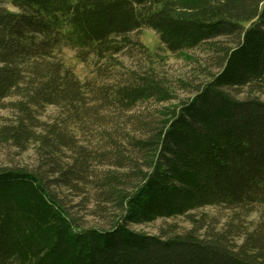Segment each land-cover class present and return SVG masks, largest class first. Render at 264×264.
<instances>
[{
    "label": "trees",
    "instance_id": "obj_1",
    "mask_svg": "<svg viewBox=\"0 0 264 264\" xmlns=\"http://www.w3.org/2000/svg\"><path fill=\"white\" fill-rule=\"evenodd\" d=\"M145 28L170 52L235 41L217 73L145 138L129 141L144 167L125 177L105 173L101 186L117 210L108 225L76 221L51 189L56 179L0 166V264H264V99L255 95L264 89V0H0V108L13 114L0 122V141L23 150L40 142L56 163L61 146L77 147L69 120L105 105L170 99L150 65L120 84L108 81L122 53L151 59L140 37ZM65 47L95 78L82 80L65 65ZM244 87L251 92L240 97ZM48 105L66 107L65 121L46 126L38 114ZM81 150L67 167L56 165L57 180L88 168ZM221 205L247 213L258 207L259 216L199 233L193 212ZM177 216L193 227L160 234L131 227Z\"/></svg>",
    "mask_w": 264,
    "mask_h": 264
},
{
    "label": "rangeland",
    "instance_id": "obj_2",
    "mask_svg": "<svg viewBox=\"0 0 264 264\" xmlns=\"http://www.w3.org/2000/svg\"><path fill=\"white\" fill-rule=\"evenodd\" d=\"M141 40L152 52L151 59L138 54L122 53L118 56L120 66L115 69L116 76L108 79L113 85L125 79L124 75L132 70L142 73L144 68L153 67L157 78L165 83L168 90V100L148 99L137 102L129 107L111 105L101 108L98 113L87 112L75 120H69L67 128L73 135L76 150L61 146L52 160L45 157L42 144L31 141L26 150L14 146L9 142L0 141V166L25 167L43 172L50 179L61 176L53 174L57 164L67 167L73 159L79 157L77 151L87 153L86 170L81 171L79 177H70L68 182L55 180L50 183L51 189L61 200L65 209L75 217L81 225L106 226L115 215V204L107 201L106 194L101 186L105 173L113 172L125 177L131 174L135 167H144L145 160L141 152L131 145L133 139L145 138V132L154 127L162 119L163 113L178 106L182 101L190 98L196 89L213 74L220 70L223 49L233 45V37H222L206 43L195 49H185L170 52L159 46V40L154 30L145 28L141 31ZM61 57L67 67L72 69L82 80L95 78L94 69L88 67L76 57V50L70 47L63 48ZM120 84V83H119ZM239 96L250 94L251 90L244 87L238 90ZM255 95L264 99V89L256 91ZM68 109L63 106L48 105L40 110L39 119L46 126L51 123H62L67 117ZM13 116L10 108H0V122ZM39 134H46V130L38 128ZM82 147V148H81ZM131 180L126 185H130ZM200 222L197 230L203 234L210 226L223 229L232 225L233 221L250 224L259 216V208L252 212L242 209H233L225 206H206L193 212ZM137 231L149 234L162 232H184L193 227L190 218L177 216L173 218L157 219L153 222L132 224Z\"/></svg>",
    "mask_w": 264,
    "mask_h": 264
}]
</instances>
